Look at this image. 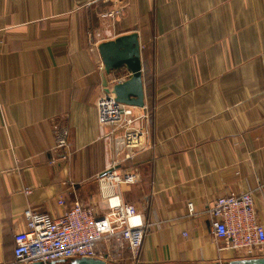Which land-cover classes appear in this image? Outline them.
I'll use <instances>...</instances> for the list:
<instances>
[{"label": "crops", "instance_id": "1", "mask_svg": "<svg viewBox=\"0 0 264 264\" xmlns=\"http://www.w3.org/2000/svg\"><path fill=\"white\" fill-rule=\"evenodd\" d=\"M132 32L145 91L135 112L152 124L148 147L127 162L122 132L98 123L107 93L96 45ZM131 76L107 78L112 87ZM62 129L68 161L55 150ZM112 171L138 182L107 195L155 224L124 264L249 259L219 251L205 212L250 192L264 228V0H0V264H16L27 210L55 219L78 200L103 215L99 181Z\"/></svg>", "mask_w": 264, "mask_h": 264}, {"label": "built area", "instance_id": "2", "mask_svg": "<svg viewBox=\"0 0 264 264\" xmlns=\"http://www.w3.org/2000/svg\"><path fill=\"white\" fill-rule=\"evenodd\" d=\"M120 13L119 10L113 11L107 16L113 19ZM124 81L117 79L112 84ZM96 108L99 124L112 127L113 132H122L123 148L117 153L121 161H133L140 150L148 147L147 138L152 124L149 111L138 115L136 107L117 102L112 94L101 97ZM68 136L69 131H59L55 146V150L62 152L60 158L64 161L70 158ZM118 164L119 161L115 163L116 166ZM99 182L102 198L108 204L103 215H98L95 208L86 207L78 200L55 219L42 212L27 210L24 214L25 229L14 237L16 264L69 262L78 258L104 260L105 256L112 264H124L126 251L130 252L132 261L137 260L155 224L144 219L136 206L123 203L120 196L107 194L122 184L134 185L138 182V175L136 172L121 175L112 171L102 176ZM59 204L64 205V200ZM188 208L190 214H194V204L190 203ZM205 213L215 238L222 242L218 244L219 251L242 252L247 258L264 252V228L258 221L252 193H231L219 197ZM104 244L107 250L103 254L99 251Z\"/></svg>", "mask_w": 264, "mask_h": 264}, {"label": "water", "instance_id": "3", "mask_svg": "<svg viewBox=\"0 0 264 264\" xmlns=\"http://www.w3.org/2000/svg\"><path fill=\"white\" fill-rule=\"evenodd\" d=\"M100 58L103 62L104 81L103 86L107 94L116 97V101L136 108H144L145 91L143 62L141 59V43L139 34L132 32L130 35L117 37L113 41L101 42L99 47ZM126 69L132 75L129 80L122 83H115L112 87L108 82V76L116 71ZM99 258H78L72 261H56L48 264H112ZM34 264H44L34 263ZM231 264H264V258H249L235 260Z\"/></svg>", "mask_w": 264, "mask_h": 264}, {"label": "rangeland", "instance_id": "4", "mask_svg": "<svg viewBox=\"0 0 264 264\" xmlns=\"http://www.w3.org/2000/svg\"><path fill=\"white\" fill-rule=\"evenodd\" d=\"M106 250H107V248H106V246H105V244L104 245H102L101 247H100V253H105L106 252Z\"/></svg>", "mask_w": 264, "mask_h": 264}]
</instances>
